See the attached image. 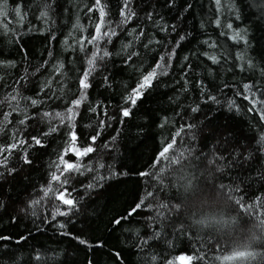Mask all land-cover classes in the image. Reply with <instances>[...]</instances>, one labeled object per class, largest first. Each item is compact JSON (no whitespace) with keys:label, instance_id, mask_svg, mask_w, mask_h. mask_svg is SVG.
I'll use <instances>...</instances> for the list:
<instances>
[{"label":"trees","instance_id":"trees-1","mask_svg":"<svg viewBox=\"0 0 264 264\" xmlns=\"http://www.w3.org/2000/svg\"><path fill=\"white\" fill-rule=\"evenodd\" d=\"M169 2L131 0L136 15L124 24L122 0H101L102 31L111 27L116 35L99 42L101 55H110L97 59L75 120L78 145L97 136L95 151L81 158V172L66 174L63 187L77 206L58 215L68 206L44 190L59 174L69 128L43 114L65 113L80 97L99 12L88 11L95 0H6L0 146L28 144L0 168V236L11 237L0 241V264H176L181 256H191L190 264H264V0H221L219 11L215 0ZM234 30L246 42L232 40ZM161 57L167 74H158L134 106L126 102ZM245 84L252 85L255 108L244 98L251 95ZM123 108H130L128 117ZM50 127L57 131L43 135ZM25 153L31 164L23 163ZM65 159L76 161L71 153Z\"/></svg>","mask_w":264,"mask_h":264},{"label":"snow or ice","instance_id":"snow-or-ice-1","mask_svg":"<svg viewBox=\"0 0 264 264\" xmlns=\"http://www.w3.org/2000/svg\"><path fill=\"white\" fill-rule=\"evenodd\" d=\"M173 3H174V0H170L169 6L171 7ZM215 3L217 5V11H219L221 8V0H215ZM5 5H6V0H0V15H6V12L4 10ZM130 5H131V0H122V6L119 10V14L122 18L121 23L126 24L128 21H130L136 15V13L134 11H132ZM187 7L190 8L191 5H188ZM261 8H262V15H264V3L261 4ZM234 9H235V5L233 4V5H231L230 10H234ZM185 10H187V9H185ZM14 11L19 15L20 14L19 6L17 8H15ZM88 11L89 12L98 11L99 12V22L95 25V34L90 39L82 38L80 41H78V43L80 44L81 50L84 49L85 39H87L88 44H92V45L96 46V50L92 53V55L87 60V65H88L87 69L83 72L82 76L79 78V89H80V93H81L80 97L71 102V106L67 108L65 113L57 112V113H55L54 117H53V114H51V113L45 112L43 114L44 117L58 118L60 124H65V122H67V126L69 128V132L67 134L68 139L65 143L63 152L59 156L58 163L56 164V168H57V171L59 174L54 172L51 175L50 183H49L48 187L44 190V196H48L51 193L52 195H54L55 199L58 200L61 204L68 206L67 211H59L58 210L57 211L58 215H68V213L71 212L73 209H75L77 206V201L73 198H70V193L68 192V189L63 187L64 185H67L69 182L68 175H66V174H71L74 172H81V169L83 167V165L81 164V158H83V157L87 156L89 153H92L95 151L92 144H94L95 141L97 140V136L90 137L92 144H89L86 147L81 148L77 143L78 137H77V134L75 131V128H76L75 120H76V116L78 113L76 110L79 108L81 103L87 99L86 90L91 86L89 84V77L96 70L97 59L103 60L104 57H107L110 55V53L107 52L106 50H104L102 55H101L102 50L98 46L99 42L105 38H108V40L110 42L111 37L116 35L115 30L111 29V27H109L107 31H102V29L105 27V17L107 15V13L105 11V6L101 4V0H95L94 6L92 8H89ZM47 15H48V13L46 11L41 12L42 17H46ZM148 17H149V19L151 18V13L148 14ZM236 18L239 19L238 13H237ZM216 23H217V25L220 24L219 18L216 20ZM77 27H79V25H77ZM226 27L228 29H232L233 25L231 23H228L226 25ZM173 28H175V26H173ZM164 30L166 31L167 29L165 28ZM141 34H143V33H141ZM184 39H185L184 36L180 37V40L177 41V47L179 46L180 41H182ZM231 39L234 41H245L246 42L245 35H243L240 30H234L232 33ZM65 43H67V41H65ZM205 43H208V42L205 41ZM211 46L214 47V45H211ZM174 55H175V48L169 54V61L171 60V58ZM129 59H131V57H129ZM185 59H187V58H185ZM209 59H211L213 63H218V59L214 55L209 56ZM238 59L243 61L244 56L239 55ZM163 60H164V57H161L160 61L156 64V66L153 68V70L142 76V79L137 84V87L132 90V92L129 94L128 97H126V102H129L131 105L134 106L136 104L137 100L142 97L144 90L152 85V81L157 77L158 74H165V75L167 74L165 66L162 63ZM3 63H5V62L0 61V64H3ZM7 63L12 64V62H7ZM247 63H248L249 67L252 66L251 60H249ZM169 66H170V64H169ZM63 67H64L63 64H60L56 68V71L59 72ZM241 67L243 68V65H241ZM105 80H107V77H105ZM244 89L246 92L251 93L252 85L245 84ZM254 96H255V93H251V95L244 97L245 99L250 100V102L253 105V108H255V105L258 103L257 99H253ZM10 99L12 101H16L17 96L12 95L10 97ZM210 99L214 100L215 97H210ZM31 103H32V105H36L38 103V101L32 100ZM261 103H264V102H261ZM232 106L233 105L230 103L229 107H232ZM13 110H15V109H13ZM95 110H96L95 108L91 109V111H93V112ZM196 110L197 109H193V111H196ZM252 110L253 109H249V111H252ZM121 111H122L123 117H128L130 115V112H131L130 108H123ZM8 115H10V113H6L5 117L7 118ZM27 119H28V117L26 116L24 120L20 121V124H24ZM261 119H264V113H261ZM102 124H103V122H101V125ZM55 131H57L56 127H50L48 132L44 133L43 135L47 136V135H49ZM97 135H99V133ZM262 140H264V137H262ZM32 143L35 145L41 146V147L44 146L42 143V140L39 137H32ZM173 143H174V140H173ZM26 144H28V141L16 140L14 143L8 145L7 147L0 146V157H2V158H0V168L7 166L8 156L11 155L12 150L18 148L21 145H26ZM170 147H171V144H169L166 148H164L163 152L160 153V156H162L164 154V152H166L168 150V148H170ZM5 153H7V155H4ZM69 153L73 154L76 157L75 162H69L68 160L65 159V156H67ZM22 161L25 164H31V162H32L28 158L27 153H25L23 155ZM89 170H91V169L89 168ZM15 171L16 170L14 168L8 169V174H12ZM0 175H3V173H0ZM141 175H145V173H141ZM61 177H64V179L62 180ZM101 179H103V177H101ZM51 182H57L60 185V189H53ZM88 187L91 188L92 185H89ZM32 203L36 204V203H39V201H33ZM142 203H143V201H141V203L137 204L136 207L134 209H132V212L129 213V215H131L133 212H135L137 209H139L141 207ZM0 206H2V205H0ZM53 219H55V216H53ZM121 219H124V218L116 219V220H114V223L120 224ZM60 227H64V225H60ZM158 235H159V233H157V236ZM10 239H11V237H9V236H0V241H7ZM21 239H24V237H21ZM77 239L79 240V242L81 244H85L88 247H92V245H89L87 241L80 239L79 237H77ZM144 243H147V240H145ZM96 246H102V245H96ZM114 255L117 257L118 260L120 259L119 253H114ZM152 259H155V257H153ZM179 259L182 261H187V262H189V264L191 261H193L191 256H181V257H179ZM90 264H91V262H90ZM168 264H173V262L169 261Z\"/></svg>","mask_w":264,"mask_h":264},{"label":"rangeland","instance_id":"rangeland-1","mask_svg":"<svg viewBox=\"0 0 264 264\" xmlns=\"http://www.w3.org/2000/svg\"><path fill=\"white\" fill-rule=\"evenodd\" d=\"M187 263H188L187 261H182L179 258L177 259V262H176V264H187Z\"/></svg>","mask_w":264,"mask_h":264}]
</instances>
